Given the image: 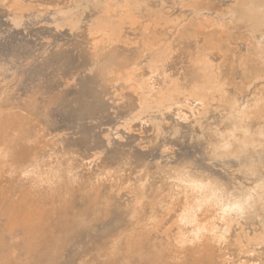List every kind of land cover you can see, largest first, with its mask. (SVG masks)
<instances>
[{
    "label": "bare ground",
    "instance_id": "obj_1",
    "mask_svg": "<svg viewBox=\"0 0 264 264\" xmlns=\"http://www.w3.org/2000/svg\"><path fill=\"white\" fill-rule=\"evenodd\" d=\"M27 1H9L8 8L14 23H19L24 13L32 11ZM183 1L173 3L182 6ZM197 1L185 2H189L188 7L192 11H197L202 5L199 6L200 2ZM57 2L64 5L63 1ZM37 3L42 4L40 1ZM54 3L43 2L50 7ZM67 3L57 8L54 15L61 20V25L77 30L84 20L85 12H89L86 31L93 36L92 41L95 40V68L101 81L110 80L111 76L136 95V102H131L132 119H141L151 113H161L162 116L172 105L177 108V117L186 119L182 110L187 108L190 114L202 115L195 121L199 130L195 137L202 139L209 160L221 161L224 166L228 165L224 163L225 160L235 163L232 169L228 167L226 170L228 176L225 179L200 170L187 160L174 165L156 163L154 168H151L150 163H144L139 170L136 168L138 174L134 178H131L130 173L127 174L131 168L128 158L113 166L90 162L85 166L90 173L83 174L77 164L66 157L67 153L48 139L45 124L38 119L34 104L27 102L25 107L17 111V106L11 107L2 92L0 220L3 221L0 222V264H56L64 245L88 231L90 221H99L100 217L107 215L109 208L116 203L117 193L122 189H125L129 198L123 205H117L116 209L126 219L125 223L103 245L102 254L96 260L84 264H170L175 261L179 264H216L212 249L216 243L225 242L232 229L240 225V221L251 224L256 221L258 229L251 234L242 230L234 234L237 251L245 255L239 257L236 264H259L258 257L249 260L246 256L264 242V203H261L259 192L252 193L254 200L250 206L245 205L243 212L230 210L225 213L223 209L229 207L230 203L227 197L223 199L222 206L217 200L206 202L211 192L201 194L193 191L190 184L192 181L205 184L211 181L232 192L237 184L250 190L260 181L259 167L258 174L253 177L245 175L241 169L253 161L259 166L261 133L264 131V88L253 95L250 91L251 96L247 98L237 95L228 97L226 85L233 82L227 83V77L217 65L218 61L214 64L211 59V52L216 50L221 53L224 45L222 39L229 42L235 38L244 40V49L234 46L237 49L230 52V59L222 54L223 59H229L225 62L227 73L240 76L244 86L264 79V0H234L231 5L229 2L223 15L218 16L216 21L211 19L212 27L221 34L218 39L214 37L217 33L213 34V28L210 27L212 31L207 32L206 22L200 21L203 15L194 18L195 21L187 19L186 23L184 18L178 15L171 17L173 14L166 12L168 7H164V0H71ZM208 8L214 10L212 6ZM165 30L180 36L178 39L192 36L198 39L197 45L196 42L192 44V47L196 45L195 51L191 52L188 48L192 55L186 50L189 55L186 56L191 61L188 63L193 68L184 86L178 83L179 80H173V76L169 77V72L166 76L159 74L164 71L160 66L171 55L172 49L171 35H166ZM235 30L239 31L238 35ZM139 33L142 42L138 46V53H134L141 56L145 51H151L146 78H142L144 74L138 71L139 62H136L135 56L123 59L117 50V45L135 43L131 35ZM226 47L228 53L229 48ZM232 48L230 45V51ZM129 63L132 65L130 68ZM182 64L181 67L185 66ZM159 75L165 79H159L162 81L160 85L154 82ZM174 78L179 79L176 76ZM212 101L217 102L219 116L216 121L209 123L205 106ZM147 118L148 123L151 120L156 122L157 131L161 130V123L157 122L156 117ZM225 141L231 144L230 149L223 147ZM167 146L164 145L163 149ZM240 149H243L242 153ZM25 172L28 174L25 175ZM76 199H79L80 206ZM197 200L202 203H197ZM231 203H235V200ZM186 204L197 209L192 213L195 223L192 219L180 223V215L185 211ZM169 228H172L171 232ZM162 230L163 235L159 237L158 232Z\"/></svg>",
    "mask_w": 264,
    "mask_h": 264
},
{
    "label": "rangeland",
    "instance_id": "obj_2",
    "mask_svg": "<svg viewBox=\"0 0 264 264\" xmlns=\"http://www.w3.org/2000/svg\"><path fill=\"white\" fill-rule=\"evenodd\" d=\"M9 1L10 0H6V2L0 1V93H4H2L3 97L7 100V103H10L9 105L11 107L15 108V106H17V108H15L17 111L25 107L24 105L27 104V102L34 104L38 119L45 124L48 139L67 153L66 157L77 164L81 173H90L89 170L85 168L86 164L88 165L90 162L93 164L103 162L113 166L116 162L118 163L120 160L128 158L131 162V168L127 171V174L130 173L131 178H134L144 163H150L149 165L151 168H154L156 163L174 165L181 160H187L192 162L200 170H204L220 178H227L228 174L226 170L228 167L232 169L235 162L232 160H225L224 163L228 165L224 166L221 161H210L207 153H205L202 139H196L195 137L199 132L195 121L201 118L202 115L195 116L192 113L191 115V111L184 108L182 111L186 114V119L181 117L178 118L177 116L179 115H176L177 108L172 105L171 108L167 110V113L164 111L162 116L161 113H151L150 115H144L141 119L131 118V102H136V95L131 93L128 88H124L121 83L114 81V78L111 76L110 80L105 82L101 81L100 75L95 68L94 57L96 53L93 49L95 40L92 41L93 36L89 35L86 31L87 18H89L88 11L84 14V20L80 28L77 30H70L66 25H61V20L54 14L57 8L68 5L67 2L71 0H29L27 3L32 6V11L24 13L23 19L19 23H14L12 20V12L8 8ZM39 1L42 2V4L43 2L51 4L52 2L54 3V1H63L62 4L64 5H61V3L58 4L57 2L58 5L54 3L51 5L52 7H50L48 4L42 5L37 3ZM164 1L166 2L164 3V7L169 8V10L166 8V12L169 15L173 14L171 17L180 16V18H184L186 23L188 20L195 21L194 18L198 19L202 15L203 19L206 16L205 19L208 21L205 19L202 20V17L200 21L206 22L204 24L207 25L206 28L209 30L207 32H210L213 28V34L217 33L216 35H218L216 36L214 34L216 39H218L221 34L218 31L216 32V29L214 30V27H212L214 26L213 21H216L223 15L222 13L226 11L229 2L230 5L234 2V0H227V2L225 0H199L200 3L198 4L200 6L202 3V8L200 6L197 11H192L190 7H188L189 2H185L186 0L182 2L184 3L182 6L176 3L178 0ZM173 1L176 2L173 3ZM195 1L198 2L197 0ZM168 3L172 4L169 5ZM185 3H187V7ZM218 4L219 6L217 7ZM207 6H212L214 10L212 8V10L209 9ZM192 13L196 15V17L193 16ZM183 14L184 16H182ZM207 15L210 17L207 18ZM189 16H191L192 20ZM56 19L58 21H56ZM170 32V30L164 31L166 35H171V55L164 61L163 66H160L161 70L164 68V73L160 70L162 73L159 71V74L161 76H166V73L169 72V77L173 76V80H179L178 83L184 86L187 84L185 82H187L188 73L193 68L192 64L189 65L188 63H191L188 56L192 55L191 52L195 51L194 47L198 44V39L193 36L190 38L181 37L178 39L180 36L177 37V35L175 36L174 33H172V35ZM205 32L206 31H204V33ZM238 32L239 31L235 30V33H237L236 35L239 34ZM131 37L135 43H129L128 46L117 45V50L120 54L119 57L128 59L135 56V60L139 62L138 66L141 68H138V71L140 74H144L142 78H146L148 75L146 73H148L147 65L149 64L148 61H150L151 51H145L141 56L135 54L136 51L138 53V46H140L142 42L139 39L141 34L131 35ZM243 41L244 40L239 38H235L232 42L222 39L221 42L222 45H224L222 46L223 50L221 53L216 50L211 52V59L214 64H217L218 61L219 64L217 65L221 67L220 72L223 71L222 74L227 77V83L233 82L231 85H226V94L228 97L237 95L238 97L247 98L250 97L251 94L253 95L264 88V79L255 80L247 86H244L240 76L229 75V73H227L226 61L231 58V53L237 49L234 48V46H237L238 49H244ZM193 42L194 44L196 42V45L192 47ZM225 42L228 43L226 44ZM230 45L231 48L233 47L232 51H230ZM225 47L229 48L227 49L229 50L228 53L225 51ZM173 49L174 51L172 52ZM186 50L190 53L189 55ZM181 51L183 53H181ZM223 51L227 54H224ZM222 54L227 55L229 59H223ZM185 57L189 61L185 60ZM219 59H222L224 63H226L224 64L222 60ZM182 63L188 68L185 66L181 67L180 65H183ZM128 65L129 68L132 67L130 63ZM145 66H147V68ZM168 68H170V70ZM165 70H167V72H165ZM138 71H136L137 74L139 73ZM183 73L186 77L182 76ZM160 75L157 76L154 81L158 83V85L162 83L161 80L163 79ZM174 76L179 79H175ZM166 81H169V79ZM260 83L263 84V86H261ZM238 86L240 87L238 88ZM255 88H257V90ZM124 93H126L127 96L123 97ZM205 107L207 109L206 114L208 122L216 121L218 119L217 116H219V112L216 109L217 102L212 101ZM147 116L151 118L156 117L158 120L157 122L161 123V130H156V122L151 119L148 123ZM190 116L191 118H189ZM138 121H140L139 124ZM140 124L142 127L139 126ZM164 145L167 146V150L165 148V150L163 149ZM160 146H162V150H160ZM152 180L153 179H150V182H153ZM105 185L108 184L106 183ZM117 194L115 199L116 203L109 208V213L100 217L99 221H90L89 225H91V227L89 230L87 229L88 231L67 242L56 264L89 263L96 260L97 256L102 254L103 245L109 242L110 237L114 235L126 221L124 216L121 215L116 208L117 205H123L129 196L126 194L125 189L120 190ZM77 196L78 195H76V198ZM75 201L77 205L80 206L79 199ZM119 220H122V222ZM1 221L3 220H0V222ZM1 224L2 223H0V225ZM240 225L232 229L225 242L221 244L216 243V247L212 249L216 264H236L239 257L242 258L245 256L244 253L237 251L234 234L242 231L251 234L254 230L258 229V224L256 221H254L253 224L240 221ZM162 229L164 230V228ZM169 229L171 232L172 228ZM163 230L158 232L159 237L163 235ZM246 256L249 260H255L258 257L259 264H264V242H262L254 252ZM171 263L179 264L180 262L175 261Z\"/></svg>",
    "mask_w": 264,
    "mask_h": 264
},
{
    "label": "snow or ice",
    "instance_id": "obj_3",
    "mask_svg": "<svg viewBox=\"0 0 264 264\" xmlns=\"http://www.w3.org/2000/svg\"><path fill=\"white\" fill-rule=\"evenodd\" d=\"M223 147L225 149H230L231 144L225 141ZM260 149L261 152L259 166H257V164L253 161L252 163L248 164L246 168L241 169V171L245 175L253 177L258 174L259 167L260 181L255 185L254 188H251L249 190L245 189L243 185L237 184L235 187H233L232 192H228L225 187L219 185L218 183L213 184L211 181H208L207 184L201 183L199 181H192L190 187L193 189V191H197L201 194L205 193L206 191H210L211 195L208 197V200L206 202L210 203L213 200H217L220 202V206H222L223 199L227 197L230 203L229 207L223 209L225 213L230 210L243 212L245 209V205L250 206L251 202L254 200V196L252 195L253 192L258 191L260 194L261 203H264V131H262L261 133ZM240 152L242 153L243 149H240ZM27 174L28 173L25 172V175ZM233 200H235V203H231V201ZM197 203H202V201L197 200ZM195 211H197V209L192 208L186 204L185 211L180 215V223H186L189 219H192V222L195 223V220L192 218V213ZM221 240H223V237H221Z\"/></svg>",
    "mask_w": 264,
    "mask_h": 264
}]
</instances>
